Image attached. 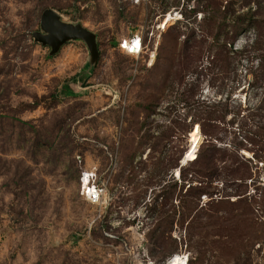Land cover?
Returning <instances> with one entry per match:
<instances>
[{"label": "rangeland", "instance_id": "obj_1", "mask_svg": "<svg viewBox=\"0 0 264 264\" xmlns=\"http://www.w3.org/2000/svg\"><path fill=\"white\" fill-rule=\"evenodd\" d=\"M45 8L96 32L90 74L82 41L49 56L33 39ZM136 30L138 56L120 45ZM180 249L264 264V0H0V264Z\"/></svg>", "mask_w": 264, "mask_h": 264}, {"label": "water", "instance_id": "obj_2", "mask_svg": "<svg viewBox=\"0 0 264 264\" xmlns=\"http://www.w3.org/2000/svg\"><path fill=\"white\" fill-rule=\"evenodd\" d=\"M33 39L42 45H48V55L57 53L62 44L70 40L82 41L87 49V58L84 64L85 74H90L99 57L97 34L95 31L82 25L63 19L53 8H45L40 16V28L32 32ZM79 83V78L76 79ZM76 238V237H75Z\"/></svg>", "mask_w": 264, "mask_h": 264}, {"label": "bare ground", "instance_id": "obj_3", "mask_svg": "<svg viewBox=\"0 0 264 264\" xmlns=\"http://www.w3.org/2000/svg\"><path fill=\"white\" fill-rule=\"evenodd\" d=\"M172 13H173V11L171 10L166 15L165 14L162 15L161 21L162 20L163 21L161 23V26L163 27V29L165 28V26L167 24H169L171 22L170 19H172L174 17L175 18L179 17V14L177 12L174 13V16L172 15ZM123 40L125 42V45H128V43H131V39H130L129 35L124 36ZM137 44H139V39L134 41V46H136ZM153 59H154V53L151 54L150 61H152ZM201 140H202V135L200 134V132L197 130H194L191 133L189 144L187 146V151L181 159V165L185 164L188 159H191L193 157V155H194L195 151L197 150V147H198ZM92 174L93 173H90L87 170H85L83 173L80 174V186H82L83 193L86 196L96 194L97 192H98V194H101L100 190H96L95 185L94 184L92 185V183H91ZM182 254H184L182 249L171 253L167 258L168 261L164 264H184L183 258L181 256ZM137 264H156V262L153 260L152 257L147 256V260L145 262L139 260L137 262Z\"/></svg>", "mask_w": 264, "mask_h": 264}, {"label": "built area", "instance_id": "obj_4", "mask_svg": "<svg viewBox=\"0 0 264 264\" xmlns=\"http://www.w3.org/2000/svg\"><path fill=\"white\" fill-rule=\"evenodd\" d=\"M130 39H131V43H128V45H125L124 40L122 42H120V45L123 46L122 49L125 50L128 54H131L134 56H138V55L142 54L144 52V49H145V40H144L143 33L140 30H136L130 35ZM137 39H139V44L134 46V41ZM96 190H98V189L96 188ZM88 199L91 202L96 203L100 199V194H98V192H97L96 194L89 195ZM184 252L185 253L181 255L183 258V263L189 264L190 258H191L190 252H188V251H184ZM167 258L164 261H162L161 264L166 263L168 261Z\"/></svg>", "mask_w": 264, "mask_h": 264}, {"label": "trees", "instance_id": "obj_5", "mask_svg": "<svg viewBox=\"0 0 264 264\" xmlns=\"http://www.w3.org/2000/svg\"><path fill=\"white\" fill-rule=\"evenodd\" d=\"M79 83H80V82H79ZM79 83H77L76 80H71V81L69 82V86H70L72 92H76V91H77V89H78V85H80ZM82 83H83V82H82ZM81 85H84V84H81ZM196 157H197V156H196ZM196 157H195V158H196Z\"/></svg>", "mask_w": 264, "mask_h": 264}]
</instances>
